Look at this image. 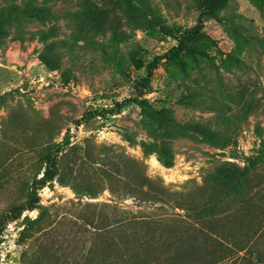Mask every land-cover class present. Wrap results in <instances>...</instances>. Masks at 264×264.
I'll return each instance as SVG.
<instances>
[{
  "label": "rangeland",
  "instance_id": "1",
  "mask_svg": "<svg viewBox=\"0 0 264 264\" xmlns=\"http://www.w3.org/2000/svg\"><path fill=\"white\" fill-rule=\"evenodd\" d=\"M25 1L31 0H0V264H18L23 248L28 250V264L40 250L59 256V229L70 233L64 241L70 256L78 245L77 236L72 237L76 225L70 222L78 214L70 202L183 214L170 202L178 197L184 202L203 199L199 190L209 178L230 164L241 168L245 157L264 152V0H227L216 18L204 20L200 37L189 44L192 51L160 61L141 85V65L166 53L197 23L194 0H145L151 10L138 12L135 19L121 16L116 34L107 31L95 39H78L72 33L62 11L66 3L59 0H34L53 6L42 19L14 18L11 5ZM50 44L61 56L59 69H48L41 59ZM73 44L80 47L71 50ZM241 86L247 91L242 95L254 94L256 103L249 110L230 102L241 95ZM224 103L230 107L218 113L217 104ZM221 116L224 122L219 124ZM191 122L210 130L227 129V138L212 141L182 127ZM160 127L175 130L164 135ZM59 145L87 147L95 158L137 161L143 174L167 192L169 202L160 210L150 204L138 207L131 199L115 200L107 190L90 198L59 184V178L32 188V175L45 166V158L59 159ZM259 171L264 174V168ZM261 176L255 177L261 187L251 190V203L237 209L235 202L229 219L196 224L193 219L155 218L161 232L153 236L155 249L139 253L138 262L209 264L205 250L221 246L226 251L216 264H254L257 256L264 258V234L253 236L258 205L264 208ZM32 190L38 208L4 220L9 207L27 201V191ZM63 211L68 226L59 225ZM39 212L40 233L29 225ZM27 227L35 233L22 248L17 240ZM204 230H211L223 244L207 239ZM90 238L87 234V244ZM93 239L98 237L91 244ZM243 244L247 252L233 250Z\"/></svg>",
  "mask_w": 264,
  "mask_h": 264
},
{
  "label": "trees",
  "instance_id": "2",
  "mask_svg": "<svg viewBox=\"0 0 264 264\" xmlns=\"http://www.w3.org/2000/svg\"><path fill=\"white\" fill-rule=\"evenodd\" d=\"M59 1L66 3L63 6V15L71 23V31L78 39L103 37L107 31L116 34L120 30L119 19L121 16L127 19H135L138 12L145 13L147 9H152L145 0ZM194 1L198 11L197 23L193 29L181 36L182 38L178 40L174 47L163 55L156 56L141 65L140 69H144V74L138 78V85L146 81L160 61L173 60L185 51H192L189 50V44L200 37L204 20L216 18L227 0ZM11 6L15 9L14 18L30 16L42 19L45 14L51 13L53 8L52 5H46L44 1L35 3L34 0L25 1L20 6ZM59 44L68 43L59 41ZM71 47V50H73L78 49L80 46L73 44ZM41 59L50 70L59 69L61 66V56L54 48V44L48 45L41 55ZM245 92L247 91L241 86L237 92L241 95L232 96L230 102L241 109L249 110L256 102L252 92L247 93L245 96L242 95ZM115 107H117V111H120L121 105L119 103H115ZM228 107L230 105L226 103L220 106L217 104L215 110L218 113H224ZM216 122L222 124L224 122L223 117H219ZM182 127L200 133L212 141L227 138V129L210 130L207 126L196 122L183 124ZM160 128L164 129V135L171 134L175 130V128L171 130L172 127L169 129ZM262 145L264 148V143ZM60 149H62V153L59 155V159H56L53 155L47 156L44 162L45 166L43 168H40V166V169L38 168L39 170L36 173L34 172L30 183L32 188H40L59 178V184L69 185L74 192L88 195L90 198H95L101 191L107 190L115 200L125 201L131 199L138 207L150 204L152 206L156 205L157 208L155 209L160 210L164 209L163 204L169 202L164 198L167 192L150 181L143 174L140 164L135 160L130 158H95L87 147L69 146L64 149L59 145V152ZM244 159L245 164L243 167L240 168L230 164V166L224 168L226 169L225 172L209 178V182L199 190V193L204 195L203 199L196 198L184 202L183 198L178 197L173 200L174 202H170L173 209L183 210V214L169 216L171 214H167L164 210L165 213L157 215L148 214L142 209L132 211L128 208L118 207L116 204L82 205L81 203L70 202V206L75 208L76 215L78 214L74 216V222L70 221L76 225L72 237L77 236L78 241V245L76 243V247L72 248L73 253L69 256V249L67 248V250L64 246V241L70 233L68 231L62 232L59 229V239H62L59 240V256L50 250L48 252L40 250L37 256H34V261L32 262V258H29V262L31 261V264H140L138 262L139 253L154 251L156 242L153 236L161 233L158 231V221L155 218L176 217L180 220L193 219L196 224H208L211 221L215 222L222 218L229 219V216H234L235 208L230 211L229 208L235 202H239L237 209L251 203V190L261 187L259 182H255V177H260V174L264 175L259 171V169L264 168V152H259L255 156H248ZM165 162L169 163L168 160ZM38 175L40 176L38 177ZM261 177L264 180V177ZM25 183L27 190H30L29 181L26 180ZM27 195L29 196L27 201L9 207L4 220L17 219L24 210L38 208L39 198L35 191H27ZM173 203L175 204L173 205ZM258 206L261 211L258 212L259 220L256 222L253 236L264 234V208ZM64 207V205H59V209ZM66 220L69 221L68 214L65 211L59 212V225L64 224ZM39 222L40 212L37 219L29 222V225L37 227L34 231L40 233L43 230L38 226ZM64 225L68 226L67 223ZM170 225H168L169 229ZM171 228L175 229V226ZM34 231H30L28 227L24 228L19 234L17 244L23 248V243L27 238L32 237ZM197 233L202 234L201 231ZM203 233L207 239L218 241L217 244L220 245L223 244L220 239L217 240L216 235L211 230H204ZM87 234L92 238L96 236L98 239H93L91 244L92 238H90V243L87 244V240H85ZM173 234L177 233L173 232ZM107 235L112 236V238ZM25 249L27 248L20 251L18 264H28V250ZM233 250L237 253L240 251L247 252L248 246L243 244V246H237ZM205 251L207 255L211 256L209 264H216L223 259L222 255L226 249L221 246ZM57 260H59V263ZM254 264H264V258L257 256Z\"/></svg>",
  "mask_w": 264,
  "mask_h": 264
},
{
  "label": "bare ground",
  "instance_id": "3",
  "mask_svg": "<svg viewBox=\"0 0 264 264\" xmlns=\"http://www.w3.org/2000/svg\"><path fill=\"white\" fill-rule=\"evenodd\" d=\"M152 163L156 165L158 164L156 160H152Z\"/></svg>",
  "mask_w": 264,
  "mask_h": 264
}]
</instances>
